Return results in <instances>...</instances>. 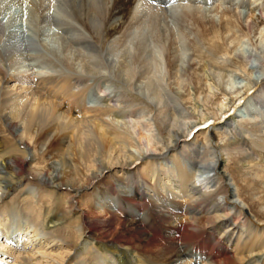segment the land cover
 Wrapping results in <instances>:
<instances>
[{
  "label": "bare ground",
  "instance_id": "obj_1",
  "mask_svg": "<svg viewBox=\"0 0 264 264\" xmlns=\"http://www.w3.org/2000/svg\"><path fill=\"white\" fill-rule=\"evenodd\" d=\"M27 3L36 37L3 24ZM263 80L264 0H0V264H264Z\"/></svg>",
  "mask_w": 264,
  "mask_h": 264
},
{
  "label": "rangeland",
  "instance_id": "obj_2",
  "mask_svg": "<svg viewBox=\"0 0 264 264\" xmlns=\"http://www.w3.org/2000/svg\"><path fill=\"white\" fill-rule=\"evenodd\" d=\"M33 1H37V0H33ZM28 4V5H27ZM25 6H17L16 5H11L10 6V9L7 10V14L4 16V19H3V24L4 26H8V28L11 30H14V31H28L27 33L29 35H33V36H38V32H39V28L38 29H35V27L33 26V24H29L28 22L25 21V17L24 15H28L29 12H31L33 10V8L31 7V5L29 3H27ZM24 7V9H23ZM23 10V11H22ZM239 11L242 12L243 16L245 15H251V11H248L247 8H239L237 9ZM26 13H25V12ZM28 11V12H27ZM8 24V25H7ZM55 27H48V28H41L42 32L44 31L46 36L43 35L42 36V41L44 44H46V46L48 45V47H50L51 50H55L57 52H60L61 53V49H60V46L56 43V40H55V37L53 36L52 33H54L56 31V28L54 29ZM31 31H30V30ZM38 31V32H37ZM49 35V36H47ZM52 47V48H51ZM244 49V50H243ZM247 49H250V46L248 44H244L243 47L239 48V53L241 56L242 54L245 52V50ZM208 50H212L213 51V48H211L210 46H208V49L206 50L204 48V53L205 54H202V57L205 58V59H209V60H213V56H211L210 54H208ZM241 50V51H240ZM198 53H196V56L198 55L200 58H201V54L200 52L201 51H197ZM202 58V59H203ZM239 65V64H237ZM198 72H201V69L198 68ZM235 80L237 81V83H239L241 81V79H238V78H235ZM264 81V80H263ZM110 85V84H108ZM101 87V85H100ZM100 87H97L93 92L94 94L96 95H101L102 93L99 91ZM112 89V88H111ZM185 105L190 108L191 107V104L187 102V100L185 101ZM190 105V106H189ZM215 106H211V110L212 112H215L217 109L214 108ZM242 115V114H241ZM241 119L242 121H240L241 123L245 124L247 122V120H243L244 117H238V119ZM247 118V117H246ZM127 120H130V119H127ZM130 129L132 130L133 133H135L134 135H138V132H139V128L137 125H135V123L130 120ZM247 124V123H246ZM243 125V126H246ZM243 128V127H242ZM195 137H194V142H196L197 144L199 145H203L205 144V139H204V136L202 135H199L198 134H194ZM223 136V135H222ZM0 138L1 140H3L4 144L6 147H11V145L14 143L15 140H13V138L11 136H9L7 134V132H5V129H4V126L0 124ZM43 141L42 142H37V151H38V154H39V158L42 157V153H45L44 155V159L40 158L38 159V165L39 166H47L49 165L47 160L48 159H51L52 161L50 162H55L54 165L56 166L55 168L59 171L62 166H63V160H64V156L66 155H69L70 153L72 154L71 151H68V150H64V149H58L59 145H58V142H54L55 145L51 146L50 144L49 145H46V146H43ZM57 148V149H56ZM60 150V151H59ZM63 151V152H61ZM55 152H60V153H57L55 154ZM63 153V154H62ZM59 154V155H58ZM62 154V155H61ZM58 155V156H57ZM54 156V157H53ZM54 158V159H53ZM72 161L73 162H76L75 161V158H73L72 156ZM62 164V165H61ZM230 164L228 165V170L229 172L232 174L235 182L237 183V185L240 187L244 186V181L243 179L247 176V174H242L240 171H243V169L240 167L239 164H234L235 167H229ZM60 168V169H59ZM233 169V170H232ZM251 178V177H250ZM117 178L113 177L112 175H109V174H104V176H102V179L101 180H98L97 182H95V184L91 185L89 189H87L83 195H84V200L82 201V205L83 207H87V208H90L93 209L94 206H95V203L97 200H95L96 196H95V193L97 194L101 189L103 190V188L106 186V185H112L114 184L116 181ZM115 181V182H114ZM38 184V182H34V184ZM106 184V185H104ZM258 186V187H257ZM40 187H42L41 189L45 188L44 186L40 185ZM264 187V185H263ZM260 189V190H259ZM262 186L261 184H258L256 185L255 187H251L249 190H246L244 188V193H243V197L244 198H247L248 202L254 200V199H257L258 196H260L261 194L260 191H262ZM251 198V199H250ZM9 199V198H8ZM250 199V200H249ZM65 199L64 200H61L60 202H57L58 203V212L59 213H62L66 216V219H67V223L70 225V226H73V225H76V222L75 220H73L74 218V212H73V206L72 205H67L65 202ZM60 203V204H59ZM43 206L44 208H47V210L49 208H54L56 206H52L50 204V201L49 200H44L43 203H40V206ZM259 209L262 211L264 210V208H260ZM257 209H254V212H256ZM178 214V213H177ZM183 214V213H182ZM179 215H181L179 213ZM181 216H185L184 215H181ZM69 219V221H68ZM186 218L184 217L183 218V221L185 220ZM123 227L120 226V229H122ZM108 233V231H106ZM139 248L141 249H144V246L141 245V244H138L137 245ZM165 249H166V246H165ZM148 255V254H147ZM151 255V254H150ZM149 255V256H150ZM151 257V256H150Z\"/></svg>",
  "mask_w": 264,
  "mask_h": 264
}]
</instances>
